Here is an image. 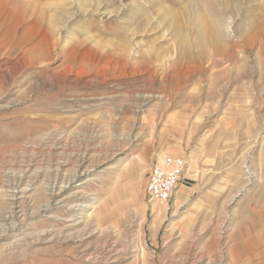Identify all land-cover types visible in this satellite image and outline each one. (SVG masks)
Masks as SVG:
<instances>
[{
	"label": "rangeland",
	"instance_id": "374dc122",
	"mask_svg": "<svg viewBox=\"0 0 264 264\" xmlns=\"http://www.w3.org/2000/svg\"><path fill=\"white\" fill-rule=\"evenodd\" d=\"M263 30L264 0H0V264H264Z\"/></svg>",
	"mask_w": 264,
	"mask_h": 264
},
{
	"label": "built area",
	"instance_id": "2783aa9c",
	"mask_svg": "<svg viewBox=\"0 0 264 264\" xmlns=\"http://www.w3.org/2000/svg\"><path fill=\"white\" fill-rule=\"evenodd\" d=\"M185 163L180 159H165L162 165H155L149 172L145 193L147 202L169 203L182 184Z\"/></svg>",
	"mask_w": 264,
	"mask_h": 264
},
{
	"label": "bare ground",
	"instance_id": "6f19581e",
	"mask_svg": "<svg viewBox=\"0 0 264 264\" xmlns=\"http://www.w3.org/2000/svg\"><path fill=\"white\" fill-rule=\"evenodd\" d=\"M46 11V10H45ZM16 13V12H15ZM53 17V16H52ZM62 17V16H61ZM51 19V18H50ZM56 19V18H55ZM58 21V20H57ZM52 23V22H51ZM55 24V23H54ZM38 26V25H37ZM256 31H257V29H255ZM259 30V29H258ZM50 31V30H49ZM255 31V32H256ZM264 31V30H263ZM16 32V31H15ZM259 32H261V30L259 31ZM258 32V33H259ZM49 33H52L51 31L49 32ZM262 33V32H261ZM260 33V34H261ZM35 34V33H34ZM252 34L253 35H255L253 32H252ZM257 34V33H256ZM251 35V34H250ZM258 35V34H257ZM256 35V36H257ZM262 35V34H261ZM49 36L51 37V35L49 34ZM49 36H48V32H47V30L45 31V37H43V38H45V39H40V40H42L41 41V43L40 44H37V45H35L33 48H32V51L30 50V52H31V55H32V53L33 54H35V53H37L42 59H46L48 56H49V54L52 52V50H53V47L56 45V41H54V40H49ZM53 36V35H52ZM81 37V36H80ZM253 37V36H252ZM251 37V38H252ZM261 37V36H260ZM42 38V37H41ZM248 38H250V36L248 37ZM254 39H256V37L254 38ZM23 40V39H22ZM28 40H30V39H28ZM252 40V39H251ZM76 41V40H75ZM77 41L79 42V40H78V38H77ZM76 41V42H77ZM246 41H248V40H246ZM250 41V40H249ZM254 42V41H253ZM70 43H75V42H70ZM71 46H73L72 44H70ZM18 46H19V44H18ZM67 55H68V53H67ZM67 58H68V60L71 58L70 57V55H68L67 56ZM21 60V59H20ZM22 61V60H21ZM25 63V62H24ZM78 74V73H77ZM86 124V123H85ZM86 174H89V172H87ZM88 182V181H87ZM62 190L63 189H59L58 190V192H57V194L56 195H60L61 193H62ZM55 193V192H54ZM68 198V197H67ZM63 199V198H62ZM58 200H60V199H58ZM60 203V202H59ZM21 239V238H20ZM65 239V238H64ZM16 246V245H15Z\"/></svg>",
	"mask_w": 264,
	"mask_h": 264
},
{
	"label": "crops",
	"instance_id": "0c3cea01",
	"mask_svg": "<svg viewBox=\"0 0 264 264\" xmlns=\"http://www.w3.org/2000/svg\"><path fill=\"white\" fill-rule=\"evenodd\" d=\"M184 178H185V177H183V180H184ZM183 180H182V183L184 182ZM180 186L182 187V184H181ZM180 186H179V187H180Z\"/></svg>",
	"mask_w": 264,
	"mask_h": 264
}]
</instances>
